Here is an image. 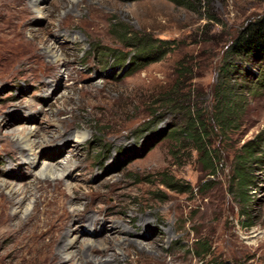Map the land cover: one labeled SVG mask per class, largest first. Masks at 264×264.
Instances as JSON below:
<instances>
[{
	"label": "rangeland",
	"instance_id": "1",
	"mask_svg": "<svg viewBox=\"0 0 264 264\" xmlns=\"http://www.w3.org/2000/svg\"><path fill=\"white\" fill-rule=\"evenodd\" d=\"M262 14L264 0H0V209L11 187L27 190L12 224L34 206L39 219L48 202L36 181L62 178L79 200L67 237L78 231L79 242L63 264H264V60L226 53ZM122 30L172 49L122 68ZM63 130L72 138L53 162L9 166L14 141L52 154ZM191 130L196 141L182 134ZM250 142L251 182L239 191L234 160ZM161 174L180 191L160 185ZM40 228L47 238L54 230ZM111 229L125 233L104 244ZM86 245L96 249L86 255ZM3 250L0 264L33 263Z\"/></svg>",
	"mask_w": 264,
	"mask_h": 264
},
{
	"label": "bare ground",
	"instance_id": "2",
	"mask_svg": "<svg viewBox=\"0 0 264 264\" xmlns=\"http://www.w3.org/2000/svg\"><path fill=\"white\" fill-rule=\"evenodd\" d=\"M28 135H30V133ZM71 138L72 133L63 130L61 134L57 135L56 145L49 149H53L52 154H50L49 151V154L42 152V155H39V153L35 152L37 150L36 145L35 149H33V145L30 144V147L27 149V153H25L24 148L20 147V143H15L14 141L13 147L15 149H13L14 152L10 156L11 161L9 166L11 168H16L21 167L26 163L28 168H30L31 166L35 167V161L38 157H43L45 158V160L53 162L55 160V157H57L62 151H64L65 144ZM75 139L78 140L80 139V137H75ZM50 165L51 163H48L47 167H49ZM69 173L70 171H68L66 177L70 175ZM61 180L62 178H58V180L53 183H49L47 181V178L41 179L39 180V182L37 180L35 191L38 190L40 192V196H38V198L42 196L41 198L46 199V201L48 202L47 208L43 206L45 209V213L41 218L38 219L37 215L35 216L36 206H34L32 213H29L24 219H18L15 224L12 223H14L13 221L18 218V215H16V212L11 215L9 211L15 206H17V209L21 208L22 203L27 200L32 195V193L27 190H14L13 187L9 186L11 187L10 193L8 195L9 197L5 198V204L2 205V209H0V249H4L2 252V255L4 257H8V252H12L13 256L16 257L21 253L23 254L25 252L26 254L27 252L29 256L25 260L32 261L34 264L36 258H39L36 264H63L65 262L66 258L64 257L63 253L66 250L73 249L79 242L78 231L74 234V241L68 240L69 238L67 239L70 232L68 227L69 223L74 221L76 216L75 214L78 213L75 211V209L74 211H69V208L73 203L77 204L79 200L77 199L76 201H74L69 195L65 193L64 189H61ZM5 186V184L2 185V187ZM33 195L35 200V194ZM18 197H20L21 199L17 200ZM38 200L41 199L39 198ZM35 202L37 203L38 201L36 200ZM35 202L34 205L36 204ZM77 216L79 217V219L81 218L80 214ZM95 221V219H92L91 224L95 223ZM107 222V220H105L104 222L102 221L103 227H106ZM46 223H50L54 228L53 233H51L48 238L43 236V233H37V231H40L41 229L40 225H44ZM124 233V230H122V232H118L115 229H111L110 234H107V236L104 237L105 239H103V243L106 244L111 240H114L112 237L113 234L124 235ZM42 237L47 238V240H44ZM3 246L7 248H4ZM95 249L96 247L93 245H86L83 248V251L87 255L88 252L91 253ZM79 252H82V250H79ZM70 260H72V258L69 259V261ZM86 261L89 264H94L93 262L91 263L90 260L86 259ZM33 263L29 262V264ZM97 264H100V262ZM101 264L106 263L102 262Z\"/></svg>",
	"mask_w": 264,
	"mask_h": 264
},
{
	"label": "trees",
	"instance_id": "3",
	"mask_svg": "<svg viewBox=\"0 0 264 264\" xmlns=\"http://www.w3.org/2000/svg\"><path fill=\"white\" fill-rule=\"evenodd\" d=\"M175 3H183L187 0H171ZM120 41L123 43V46L128 50L121 58H117L118 63L122 68L135 67L139 68L143 64H150L156 61L161 60L171 49V44L169 41L161 39H152L149 36H128V32L122 30L120 33ZM227 55L234 57H251L255 54L259 55L261 60H264V14L258 16L257 18L247 22L243 28L238 32L236 38L231 42L227 47ZM109 59L114 61L113 54L109 55ZM257 85L264 86V70L258 76L256 80ZM231 111H234V108L231 106ZM220 120L223 124H230L229 117V108L221 110ZM170 136L177 134V131H171L168 133ZM185 136H191L194 138V132L191 130L189 133L183 132ZM196 141V140H195ZM255 153L254 145L252 142L243 146L240 152L235 156L231 183L236 186L237 190L242 191L241 189L246 186L251 179L249 177L250 173L246 169L245 165L249 160H252ZM214 160L211 155H208L205 158V163H209L212 166L211 160ZM214 168L211 167L210 174L214 175ZM160 185L171 191H180L175 187L174 179L165 174L160 175ZM182 193H186L185 190H181ZM242 195V194H241ZM242 199L244 197L242 196ZM201 255H206L204 247L201 249Z\"/></svg>",
	"mask_w": 264,
	"mask_h": 264
}]
</instances>
